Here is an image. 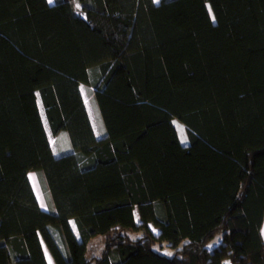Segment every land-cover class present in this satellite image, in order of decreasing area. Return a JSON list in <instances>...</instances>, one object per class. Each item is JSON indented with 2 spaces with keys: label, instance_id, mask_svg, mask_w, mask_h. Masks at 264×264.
I'll return each mask as SVG.
<instances>
[{
  "label": "trees",
  "instance_id": "1",
  "mask_svg": "<svg viewBox=\"0 0 264 264\" xmlns=\"http://www.w3.org/2000/svg\"><path fill=\"white\" fill-rule=\"evenodd\" d=\"M76 2L0 0V264H264V0Z\"/></svg>",
  "mask_w": 264,
  "mask_h": 264
},
{
  "label": "rangeland",
  "instance_id": "2",
  "mask_svg": "<svg viewBox=\"0 0 264 264\" xmlns=\"http://www.w3.org/2000/svg\"><path fill=\"white\" fill-rule=\"evenodd\" d=\"M155 2H158L159 0H154ZM73 4H74V9L79 12L80 9L78 7V3L76 2V0H73ZM96 69H91L90 70V76H91V80L93 81L95 79L94 74H96ZM81 90V94L83 96L85 105L87 107V112L89 115V119L93 128V131L95 133L96 137H101L104 130H103V126L101 124L99 115L97 113L96 107L94 105L93 99H92V91H93V87L90 85H86V84H81L80 87ZM37 103H38V108H39V113L41 115L42 118V122L52 149V152L54 155H59L60 153L68 150V137L66 136L65 133H60L58 136H53L49 130L47 121L45 119L44 116V111L43 108L41 106L39 97L37 96ZM173 123L175 126V130H176V139L182 143V144H186L188 142V137H187V130L185 128V126L177 119H173ZM30 177L32 180V184L34 187V190L38 196V199L40 201L41 204L43 205H48V200L46 197L45 192L42 189V185L39 181L38 178V174L35 171H32L30 173ZM134 218L136 220V222H139V217H138V213H137V209H134ZM73 226V223H72ZM151 231L154 234L158 233V229L156 227H154L152 224H149ZM221 241V233H218L214 236V238L212 240H210L207 244L208 249H212L213 247L217 246L219 244V242ZM92 252L95 253H99L102 247V239L101 237H96L93 239L92 241ZM162 248H159L158 245L155 244V248L160 251L163 254H167L170 255L171 253V249L169 247H166L165 245H161ZM45 253L50 256L48 250L46 249V247H44ZM51 257V256H50ZM227 263V261H226ZM54 264V262H53Z\"/></svg>",
  "mask_w": 264,
  "mask_h": 264
},
{
  "label": "crops",
  "instance_id": "3",
  "mask_svg": "<svg viewBox=\"0 0 264 264\" xmlns=\"http://www.w3.org/2000/svg\"><path fill=\"white\" fill-rule=\"evenodd\" d=\"M48 2H49V0H48ZM155 2V1H154ZM50 3V2H49ZM51 3H53V0H52V2ZM50 3V4H51ZM155 3H157V2H155ZM81 84H83V83H80V85H79V88L81 87ZM81 91V90H80ZM93 92V91H92ZM85 103V102H84ZM86 106V105H85ZM86 109H87V107H86ZM68 149H70V145L68 144ZM32 171H29L28 172V174H27V176H28V179H29V182H30V184H31V186H32V189H33V191H34V194H35V197H36V199H37V202H38V204H39V206H40V208L41 209H43V210H48L49 209V204L48 205H43V204H41L40 203V201H39V199H38V196H37V194H36V192H35V190H34V187H33V184H32V180H31V177H30V173H31ZM44 253H45V250H44ZM45 257H46V261H47V264H53V259L50 257V256H48L46 253H45ZM55 264V263H54Z\"/></svg>",
  "mask_w": 264,
  "mask_h": 264
},
{
  "label": "water",
  "instance_id": "4",
  "mask_svg": "<svg viewBox=\"0 0 264 264\" xmlns=\"http://www.w3.org/2000/svg\"><path fill=\"white\" fill-rule=\"evenodd\" d=\"M260 236H261L262 242L264 243V215H263L261 226H260Z\"/></svg>",
  "mask_w": 264,
  "mask_h": 264
},
{
  "label": "snow or ice",
  "instance_id": "5",
  "mask_svg": "<svg viewBox=\"0 0 264 264\" xmlns=\"http://www.w3.org/2000/svg\"><path fill=\"white\" fill-rule=\"evenodd\" d=\"M49 2L51 3V2H52V0H49ZM78 7H79V5H78Z\"/></svg>",
  "mask_w": 264,
  "mask_h": 264
}]
</instances>
